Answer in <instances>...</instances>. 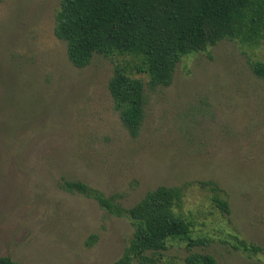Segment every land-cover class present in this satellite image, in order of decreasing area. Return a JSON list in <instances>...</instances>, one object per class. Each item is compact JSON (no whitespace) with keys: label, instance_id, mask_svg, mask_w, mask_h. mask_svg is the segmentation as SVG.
<instances>
[{"label":"rangeland","instance_id":"rangeland-1","mask_svg":"<svg viewBox=\"0 0 264 264\" xmlns=\"http://www.w3.org/2000/svg\"><path fill=\"white\" fill-rule=\"evenodd\" d=\"M60 2L0 0V257L119 260L132 222L60 188L79 180L127 208L159 186L183 188L180 213L205 243L172 242L161 264H185L191 253L264 264V253L235 248L241 240L264 249V82L251 70L264 61V42L223 40L184 58L170 87L147 90L132 137L108 89L121 58L96 55L74 67L55 35Z\"/></svg>","mask_w":264,"mask_h":264},{"label":"trees","instance_id":"trees-1","mask_svg":"<svg viewBox=\"0 0 264 264\" xmlns=\"http://www.w3.org/2000/svg\"><path fill=\"white\" fill-rule=\"evenodd\" d=\"M55 35L66 43L68 59L78 69L87 68L96 55L121 58L108 89L123 125L137 137L147 90L170 87L184 58L207 52L223 40L250 46L264 42V0H61ZM251 70L264 82V61L253 62ZM60 188L95 201L113 216L130 219L133 237L113 264H161L172 242L187 243L189 249L205 243L193 239V224L180 213L182 187L159 186L128 208L117 196L79 180H63ZM213 201L230 213L228 201L218 196ZM237 241L236 249L264 253L259 246ZM0 264L23 263L5 256ZM185 264L218 261L209 253H191Z\"/></svg>","mask_w":264,"mask_h":264}]
</instances>
